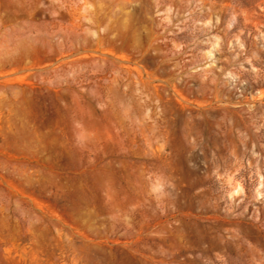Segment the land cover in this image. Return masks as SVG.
<instances>
[{"label": "rangeland", "instance_id": "374dc122", "mask_svg": "<svg viewBox=\"0 0 264 264\" xmlns=\"http://www.w3.org/2000/svg\"><path fill=\"white\" fill-rule=\"evenodd\" d=\"M0 264H264V0H0Z\"/></svg>", "mask_w": 264, "mask_h": 264}]
</instances>
